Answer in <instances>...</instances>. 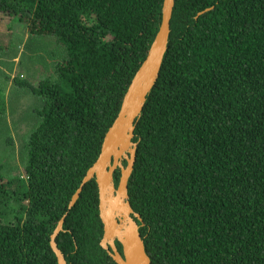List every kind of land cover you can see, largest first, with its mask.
<instances>
[{"label":"trees","instance_id":"1","mask_svg":"<svg viewBox=\"0 0 264 264\" xmlns=\"http://www.w3.org/2000/svg\"><path fill=\"white\" fill-rule=\"evenodd\" d=\"M162 6L0 0V15L63 51L52 75L12 79L41 106L23 175L5 179L0 165V264H58L50 236L64 215L55 242L68 264H116L100 245L95 178L68 204L146 57ZM169 25L158 78L134 122L127 181L150 264H264V0H174ZM10 37L0 30V49ZM119 177L117 167L115 186Z\"/></svg>","mask_w":264,"mask_h":264},{"label":"water","instance_id":"2","mask_svg":"<svg viewBox=\"0 0 264 264\" xmlns=\"http://www.w3.org/2000/svg\"><path fill=\"white\" fill-rule=\"evenodd\" d=\"M173 5L174 0H163L161 23L146 57L131 79L118 114L104 135L97 159L86 171L68 204L71 208L83 185L95 178L98 187L99 216L103 223L100 245L116 264H150L135 220V218L140 220V216L133 211L128 201L127 181L133 168L137 145L132 141L134 122L140 116L146 96L158 78L167 49ZM123 159L126 160L125 166L122 164ZM117 167L120 168V177L115 186L113 172ZM64 217L65 215L59 220L50 236V245L58 264H68L55 242L56 235L62 229ZM115 241L121 244L122 254Z\"/></svg>","mask_w":264,"mask_h":264},{"label":"rangeland","instance_id":"3","mask_svg":"<svg viewBox=\"0 0 264 264\" xmlns=\"http://www.w3.org/2000/svg\"><path fill=\"white\" fill-rule=\"evenodd\" d=\"M0 30L12 34L9 46L0 49V89L5 99V111L0 115V165L7 179L23 175L25 141L41 106L38 96L14 85L12 79L26 78L35 83L52 75V67L63 51L49 37L31 36L15 16L0 15Z\"/></svg>","mask_w":264,"mask_h":264},{"label":"flooded vegetation","instance_id":"4","mask_svg":"<svg viewBox=\"0 0 264 264\" xmlns=\"http://www.w3.org/2000/svg\"><path fill=\"white\" fill-rule=\"evenodd\" d=\"M119 250V249H118ZM120 251V253L122 254V248L119 250Z\"/></svg>","mask_w":264,"mask_h":264}]
</instances>
